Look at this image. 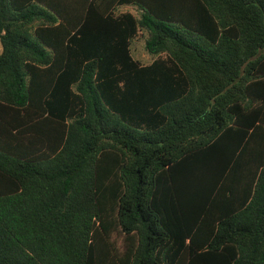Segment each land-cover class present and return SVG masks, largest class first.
<instances>
[{"label": "trees", "instance_id": "trees-1", "mask_svg": "<svg viewBox=\"0 0 264 264\" xmlns=\"http://www.w3.org/2000/svg\"><path fill=\"white\" fill-rule=\"evenodd\" d=\"M0 44V264H264V0H0Z\"/></svg>", "mask_w": 264, "mask_h": 264}, {"label": "rangeland", "instance_id": "rangeland-1", "mask_svg": "<svg viewBox=\"0 0 264 264\" xmlns=\"http://www.w3.org/2000/svg\"><path fill=\"white\" fill-rule=\"evenodd\" d=\"M124 9L131 10L136 15L138 14V10L134 5H130V4L121 5L117 8V10H124ZM132 51L134 55L140 58H143V59H148V58H145L147 52L144 50L143 38L141 35L137 36L136 38L132 40Z\"/></svg>", "mask_w": 264, "mask_h": 264}, {"label": "crops", "instance_id": "crops-1", "mask_svg": "<svg viewBox=\"0 0 264 264\" xmlns=\"http://www.w3.org/2000/svg\"><path fill=\"white\" fill-rule=\"evenodd\" d=\"M130 4V3H129ZM121 5H127V4H121ZM121 5H119V6H121ZM130 5H134V4H130ZM118 6V7H119ZM135 6V5H134ZM117 7V8H118ZM136 7V6H135ZM137 8V7H136ZM124 10H128V9H124ZM124 10H117V11H124ZM137 10H138V12H139V9L137 8ZM128 11H130V12H132L131 10H128ZM133 13V12H132ZM134 14V13H133ZM134 15H136V14H134ZM139 35H141L142 36V38H143V43H144V35H145V32H139V34L137 35V36H139ZM137 36H135V37H133L132 39H131V42H130V50H131V54H132V56L133 57H135L136 59H138L141 63H147V62H149L152 58H153V54H151V53H149L145 48H144V50L147 52L146 53V56H145V58H148V59H143V58H140V57H138V56H136V55H134V53H133V51H132V40L134 39V38H136ZM144 47V46H143ZM0 49H1V44H0Z\"/></svg>", "mask_w": 264, "mask_h": 264}]
</instances>
